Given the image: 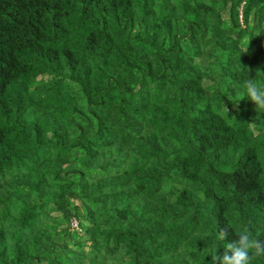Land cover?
Returning <instances> with one entry per match:
<instances>
[{
  "label": "trees",
  "instance_id": "16d2710c",
  "mask_svg": "<svg viewBox=\"0 0 264 264\" xmlns=\"http://www.w3.org/2000/svg\"><path fill=\"white\" fill-rule=\"evenodd\" d=\"M249 76L264 0H0V264H210L225 226L264 241Z\"/></svg>",
  "mask_w": 264,
  "mask_h": 264
},
{
  "label": "clouds",
  "instance_id": "9594fccd",
  "mask_svg": "<svg viewBox=\"0 0 264 264\" xmlns=\"http://www.w3.org/2000/svg\"><path fill=\"white\" fill-rule=\"evenodd\" d=\"M245 97L254 104L255 111L264 113V83L249 76L244 80V95L241 99ZM229 233L230 226L218 229L217 239L226 243L219 254V247L213 245L208 255L211 257L210 264H251L253 258L264 256V241L253 238L248 229L239 232L237 238L231 241L228 240Z\"/></svg>",
  "mask_w": 264,
  "mask_h": 264
},
{
  "label": "built area",
  "instance_id": "2783aa9c",
  "mask_svg": "<svg viewBox=\"0 0 264 264\" xmlns=\"http://www.w3.org/2000/svg\"><path fill=\"white\" fill-rule=\"evenodd\" d=\"M71 226H72V227H76V222H75V220H71Z\"/></svg>",
  "mask_w": 264,
  "mask_h": 264
},
{
  "label": "rangeland",
  "instance_id": "374dc122",
  "mask_svg": "<svg viewBox=\"0 0 264 264\" xmlns=\"http://www.w3.org/2000/svg\"><path fill=\"white\" fill-rule=\"evenodd\" d=\"M205 83H208V82H205Z\"/></svg>",
  "mask_w": 264,
  "mask_h": 264
}]
</instances>
